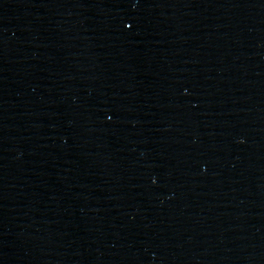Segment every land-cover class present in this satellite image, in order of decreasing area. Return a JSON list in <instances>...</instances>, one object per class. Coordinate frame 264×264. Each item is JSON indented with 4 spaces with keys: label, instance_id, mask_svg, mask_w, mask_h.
Here are the masks:
<instances>
[{
    "label": "water",
    "instance_id": "water-1",
    "mask_svg": "<svg viewBox=\"0 0 264 264\" xmlns=\"http://www.w3.org/2000/svg\"><path fill=\"white\" fill-rule=\"evenodd\" d=\"M0 264H264V0H0Z\"/></svg>",
    "mask_w": 264,
    "mask_h": 264
}]
</instances>
